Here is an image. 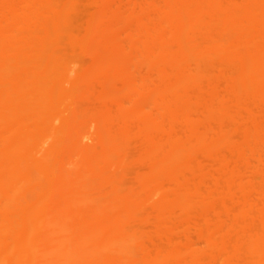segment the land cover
<instances>
[{
	"label": "bare ground",
	"instance_id": "obj_1",
	"mask_svg": "<svg viewBox=\"0 0 264 264\" xmlns=\"http://www.w3.org/2000/svg\"><path fill=\"white\" fill-rule=\"evenodd\" d=\"M80 1L0 0V264H264V0Z\"/></svg>",
	"mask_w": 264,
	"mask_h": 264
},
{
	"label": "rangeland",
	"instance_id": "obj_2",
	"mask_svg": "<svg viewBox=\"0 0 264 264\" xmlns=\"http://www.w3.org/2000/svg\"><path fill=\"white\" fill-rule=\"evenodd\" d=\"M81 1H82V2H81ZM81 1H80V2H81L80 4L83 3V0H81ZM85 5H86V4H85ZM82 6H84V3L82 4ZM82 6H81V10L79 9V8H80L79 5H78V8H77V9H78L77 12L79 13V11H80V13H79V17H78V14L76 13L77 17H78L80 20L83 18V15L85 14L84 12H85L86 10H88V9H91V8H90L89 6H87V5L84 6V7H82ZM82 8H84V9H82ZM82 10H83V11H82ZM82 12H83V13H82ZM80 14H81V15H80ZM80 16H81V18H80ZM80 20H79V21H80ZM79 23H80V22H79ZM79 23H78V26H80ZM200 159H201V161H203V158H200ZM204 161H206V159H205ZM133 167H134V166H133ZM193 239H196V238L193 236ZM196 240H197V239H196ZM196 240H195V241H196ZM197 241H198V240H197ZM197 241H196V242H197ZM198 245H199V244H198Z\"/></svg>",
	"mask_w": 264,
	"mask_h": 264
}]
</instances>
